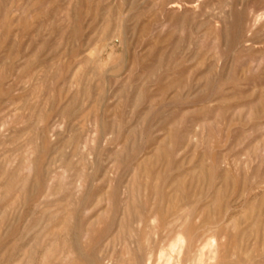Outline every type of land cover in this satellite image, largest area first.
Instances as JSON below:
<instances>
[{
  "label": "rangeland",
  "instance_id": "obj_1",
  "mask_svg": "<svg viewBox=\"0 0 264 264\" xmlns=\"http://www.w3.org/2000/svg\"><path fill=\"white\" fill-rule=\"evenodd\" d=\"M0 264H264V0H0Z\"/></svg>",
  "mask_w": 264,
  "mask_h": 264
},
{
  "label": "bare ground",
  "instance_id": "obj_2",
  "mask_svg": "<svg viewBox=\"0 0 264 264\" xmlns=\"http://www.w3.org/2000/svg\"><path fill=\"white\" fill-rule=\"evenodd\" d=\"M181 239H183V237H179V238H177V240L175 241V243H174V245H173V247L171 248L172 249V251H179V249H180V247H181V242H182V240ZM184 240V239H183ZM213 241V240H212ZM211 249L212 250H215L214 249V243L212 242L211 243Z\"/></svg>",
  "mask_w": 264,
  "mask_h": 264
}]
</instances>
